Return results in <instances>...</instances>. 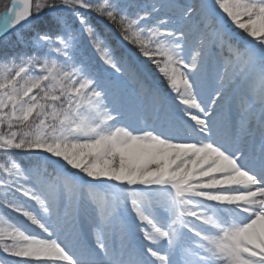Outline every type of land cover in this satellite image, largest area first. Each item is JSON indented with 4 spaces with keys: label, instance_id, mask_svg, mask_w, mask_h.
Masks as SVG:
<instances>
[{
    "label": "snow or ice",
    "instance_id": "obj_1",
    "mask_svg": "<svg viewBox=\"0 0 264 264\" xmlns=\"http://www.w3.org/2000/svg\"><path fill=\"white\" fill-rule=\"evenodd\" d=\"M0 264H264V0H10Z\"/></svg>",
    "mask_w": 264,
    "mask_h": 264
},
{
    "label": "trees",
    "instance_id": "obj_2",
    "mask_svg": "<svg viewBox=\"0 0 264 264\" xmlns=\"http://www.w3.org/2000/svg\"><path fill=\"white\" fill-rule=\"evenodd\" d=\"M10 0H0V11H3L4 8L9 4Z\"/></svg>",
    "mask_w": 264,
    "mask_h": 264
},
{
    "label": "water",
    "instance_id": "obj_3",
    "mask_svg": "<svg viewBox=\"0 0 264 264\" xmlns=\"http://www.w3.org/2000/svg\"><path fill=\"white\" fill-rule=\"evenodd\" d=\"M10 3V2H9Z\"/></svg>",
    "mask_w": 264,
    "mask_h": 264
}]
</instances>
